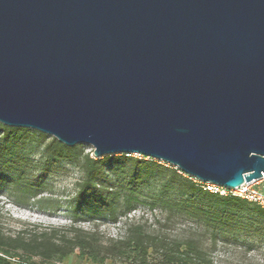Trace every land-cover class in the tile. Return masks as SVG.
Returning <instances> with one entry per match:
<instances>
[{"label": "water", "instance_id": "obj_1", "mask_svg": "<svg viewBox=\"0 0 264 264\" xmlns=\"http://www.w3.org/2000/svg\"><path fill=\"white\" fill-rule=\"evenodd\" d=\"M0 123L234 188L264 174V0H0Z\"/></svg>", "mask_w": 264, "mask_h": 264}, {"label": "trees", "instance_id": "obj_2", "mask_svg": "<svg viewBox=\"0 0 264 264\" xmlns=\"http://www.w3.org/2000/svg\"><path fill=\"white\" fill-rule=\"evenodd\" d=\"M21 129L0 123V180L12 178L14 182L5 184L7 189L40 202V185L32 170L43 172L60 162L78 168L81 176L69 205L73 223L81 216L116 222L119 215L144 202L149 209L164 212L166 220L191 219L213 238L228 231L233 234L238 225L264 228V208L235 195L204 189L171 164L124 153L94 157L92 149L86 151L83 144L68 146L36 130L32 136L22 134ZM145 189L147 198H142ZM76 250L98 261L131 255L139 264H147L155 253L161 264H212L199 236L168 238L139 223H127L125 236L109 246H103L94 231L74 224L64 228L25 226L12 234L0 225V264L64 262Z\"/></svg>", "mask_w": 264, "mask_h": 264}, {"label": "rangeland", "instance_id": "obj_3", "mask_svg": "<svg viewBox=\"0 0 264 264\" xmlns=\"http://www.w3.org/2000/svg\"><path fill=\"white\" fill-rule=\"evenodd\" d=\"M22 128L19 132L28 136H32V131H35ZM83 145L86 151L92 149L88 144ZM35 152V157H38V150ZM30 173L40 185L41 193L37 197L41 199L40 202L28 200L17 194L16 190L7 189L5 184L14 182L12 178L2 177L0 180V225L6 233L12 234L25 226L64 228L74 224L83 230L94 231L101 244L109 246L125 236L127 223H139L148 231L165 234L168 238L199 236L212 264H264V228L257 230L238 225L233 234L228 231L225 235L213 238L208 230L197 226L191 219L175 217L166 220L164 212L151 210L144 202L136 204L126 215H119L116 222L106 217L81 216L73 223L69 205L76 191L75 182L81 176L79 169L60 162L43 172L32 170ZM147 194L148 189H145L142 198H147ZM53 264H139V261L131 255L111 256L98 261L80 255L76 250L68 260ZM147 264H161L160 257L155 253L150 254Z\"/></svg>", "mask_w": 264, "mask_h": 264}, {"label": "built area", "instance_id": "obj_4", "mask_svg": "<svg viewBox=\"0 0 264 264\" xmlns=\"http://www.w3.org/2000/svg\"><path fill=\"white\" fill-rule=\"evenodd\" d=\"M194 180L200 182L204 189L212 192H218L220 194L235 195L250 202H254L264 208V174H262L259 178L252 179L250 181H243L240 185L234 188H227L210 182H201L195 178Z\"/></svg>", "mask_w": 264, "mask_h": 264}]
</instances>
